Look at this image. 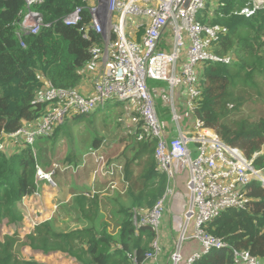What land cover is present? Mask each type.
Instances as JSON below:
<instances>
[{"label": "trees", "instance_id": "trees-1", "mask_svg": "<svg viewBox=\"0 0 264 264\" xmlns=\"http://www.w3.org/2000/svg\"><path fill=\"white\" fill-rule=\"evenodd\" d=\"M215 2L212 9L208 3L198 19L227 28L211 44L210 50L230 55L233 61L202 64L200 96L194 104L193 115L204 126L214 129L223 141L252 158L264 143V115L244 117L234 116V112L243 106L250 89L258 90V78L264 76V9L245 17L235 11L246 0ZM87 6V0H41L32 8L40 13L43 24L38 32L28 33L19 25L25 1L0 0V223L3 220L10 225L20 223L23 218L20 202L37 190L36 172L41 167L31 145L16 146L8 152L3 150V136L43 114L46 104L36 103L35 96L43 87L44 79L61 89H78L83 82L80 70L90 58L91 46L101 40L92 30L87 31L88 38L83 36L90 20ZM77 7L81 8L79 23L64 24L62 18ZM111 104L122 109L125 102ZM163 109L159 105L158 111L157 106L158 112ZM132 113L139 117L137 111ZM66 121L49 137L55 141L66 137ZM136 124L131 141L119 139L121 144L107 151L111 156L122 157L126 197L130 199L129 206L115 200V212L120 216L114 222L113 231H116H110L109 222L100 218L96 196L78 195L77 209L90 220L89 225L63 231L53 221L45 220L24 236L21 240L24 247L42 254L65 253L79 264H139L144 260L152 250L156 233L150 225L137 228L133 216L135 211L153 207L165 190L167 175L157 167L155 140L146 135L143 120L139 119ZM101 140L94 138L91 147H99ZM53 159L45 167L52 168ZM253 164L264 168V153L253 157ZM245 195L248 201L244 207H228L203 225L206 232L227 246L212 248L191 264H241L235 260L234 251H248L264 260V187L253 180L245 187ZM18 241L16 233L6 234L0 241V264H45L18 259L13 253Z\"/></svg>", "mask_w": 264, "mask_h": 264}, {"label": "built area", "instance_id": "built-area-1", "mask_svg": "<svg viewBox=\"0 0 264 264\" xmlns=\"http://www.w3.org/2000/svg\"><path fill=\"white\" fill-rule=\"evenodd\" d=\"M24 1L20 28L36 33L43 22L32 6L41 0ZM215 1L87 0L90 20L83 36L88 38L87 31L92 30L101 39L91 46L90 58L80 70L84 80H91V91L82 93L79 88H56L44 79L43 87L35 96L36 103L46 104L43 114L36 121L5 135L6 147L12 150L16 146L31 145L36 136H51L65 119L71 122L92 114L103 109L109 101L134 103L146 135L155 140L157 167L167 175L165 190L153 207L148 211H135L133 216L137 228L150 225L156 233L152 250L139 264L157 258L160 253L159 225L167 199L173 194L174 162L178 164L177 173L188 170L189 204L185 224L169 254L171 264H191L212 248L226 247L224 241L206 232L203 225L228 207H244L248 201L245 187L251 181L256 180L264 187V168H256L253 164V157L264 152L261 150L247 158L237 146L223 141L214 129L204 126L202 120L193 115L194 104L200 96L202 64L233 61L230 55L210 50L211 44L225 34L227 28L198 19L205 6ZM260 9H264V0H246L235 13L250 17ZM80 20V7L62 18L66 25H77ZM162 35L170 36L165 42L170 44V49L159 46ZM152 80L166 83L167 88L150 86ZM158 103L164 108L163 118L157 111ZM173 131L177 133L172 135ZM88 156L100 175L110 178L105 191H116L117 182L111 177L117 171L122 173L123 165L107 161L102 145L89 147L80 164L61 166L53 162L48 172L37 167L38 184L41 180L54 184L52 177L60 170L78 172L87 164ZM32 195L40 196L38 187ZM190 222H193V233L189 236ZM36 225H24L22 229L28 234ZM187 239L198 240L201 249L184 258L181 248ZM234 258L241 264H264V260L248 251H234Z\"/></svg>", "mask_w": 264, "mask_h": 264}, {"label": "crops", "instance_id": "crops-1", "mask_svg": "<svg viewBox=\"0 0 264 264\" xmlns=\"http://www.w3.org/2000/svg\"><path fill=\"white\" fill-rule=\"evenodd\" d=\"M138 34H140V32H138ZM150 86L167 88L166 83L156 80L150 81ZM91 88L92 82L88 78L83 80V82L79 86V91H81L82 93H88L91 91ZM158 104L160 105V103ZM160 106L162 108V105ZM116 109L117 111L120 110V108L117 106ZM159 114L163 116V111L161 112L160 110ZM176 133V131H173L171 134L175 135ZM5 139L7 140L6 136H3V141L1 143L2 146H6ZM85 142L87 145L85 144V147H83L84 151L86 146L90 147L92 141H90V145H88V141ZM68 153L62 154L63 161H61L60 158H54L53 162H57L61 166L76 165L82 162L83 155H80L78 149L75 148V143L72 150ZM104 155L105 158H112V161L123 165V161L120 159L122 157H116L115 155L111 156V154H109V152L107 153L105 150ZM177 166L178 164L176 165V167ZM181 172L177 173L174 181L171 183V186L173 187V194L172 196L170 195V197L167 199L166 208L163 211L162 220L166 222V225L163 227L161 226L158 232L159 243L161 245L160 253L158 254L157 258L148 260L144 264H171V261L169 260V254L174 247L175 238L181 231V222L185 220V211L188 207H182V202L186 201V196L187 201L189 200V192H187L186 180L184 182L179 177ZM54 176H56L57 178L56 180L52 178L54 182V184L52 185L46 180H41L39 182V197H34L32 194H30L21 200V210H25V212L22 211L23 219L21 222L22 226H20L21 228L24 227V225H27L26 227H28V225H31L32 223L38 224L45 220L53 221L55 226L63 231L89 225L90 220L86 217H83L80 211L77 209L75 198L78 195H84L87 198H93L94 196H96V203L98 206L97 211L101 219L106 218L107 212L111 214L110 209L117 207L115 200H117L120 204H122V200H124L129 203L128 206L130 205V199L126 197L127 189L123 172L121 173L117 171L115 173V176L111 177L117 182V190L113 193H111L110 191H105L110 178L100 175L99 170L93 163L92 158H87V164L78 172L60 170L57 171ZM106 181L107 183L104 184V182ZM124 204L125 203H123V205ZM27 218L29 220H27ZM72 218H75V220ZM106 221L109 222L108 229H110V226L111 229L114 228V226L116 227L114 223L115 220L113 221L106 219ZM194 244L195 243L192 242L187 247L184 246L183 248L182 246L181 253L184 258H188L193 253L200 251V242L198 241L197 244Z\"/></svg>", "mask_w": 264, "mask_h": 264}, {"label": "rangeland", "instance_id": "rangeland-1", "mask_svg": "<svg viewBox=\"0 0 264 264\" xmlns=\"http://www.w3.org/2000/svg\"><path fill=\"white\" fill-rule=\"evenodd\" d=\"M209 6L211 7V9L214 7L212 5ZM169 38L170 36L168 35H162L159 42V46L164 47L166 49H170L171 47L170 44H165V42L168 41ZM258 82H259L258 90L250 89L247 92L245 103L240 108V110L234 112V116L256 117L259 115H264V76H260L258 78ZM112 102L113 101L107 102L103 109H99L92 114L80 116L72 120L71 122H66L64 124L67 130L65 133L66 137H61L55 141L52 137L36 136L33 143L31 144V147L35 153V156H37V160L39 161L41 167L44 170H50L51 167L49 166L45 167V164H48L49 161L51 163V158H62L63 153L67 154L69 151L72 150L74 143H75V148L78 149L80 155H83V153L89 148L88 146H86L84 151L83 147H85L86 144L85 141H88V145H90V141H92L96 137L102 138L101 145L103 146L106 152L112 149V147L120 145L121 143L118 142L119 139L126 140L128 138L131 141V135L132 133L135 132L137 127L136 122H138L140 119V117L132 113V111H137L135 109V105L134 103L131 104L125 102L124 107L122 109L120 108V110L117 111L118 108L116 109L115 105L111 104ZM142 127L146 131L143 124ZM6 141L7 140L5 139V142ZM1 148L7 152L10 151L7 149L6 146H1ZM261 150L262 152H264V144L262 145ZM86 158H91V157L88 156ZM176 165H177L176 162H174V169L177 175ZM67 171H71V170H67ZM187 173H188L187 169H184L180 173L179 177L184 182L187 179ZM52 178L56 180L57 177L54 176ZM106 183L107 181L104 182V184ZM185 198L186 201L182 202V207L184 206L187 207L189 204V200L187 201V196ZM122 201L123 203H125L124 206H128L129 203L127 201L124 200ZM115 208L110 209L111 214L107 212V216L103 220L106 221V219H109L113 221L114 220L119 221L120 216L116 214ZM23 212H25V210ZM72 219L75 220V218ZM21 222L22 220L18 225L16 224L17 226L10 225L5 220H3L0 223V241L4 239V236L6 234L12 235L16 233L17 237L19 238V241L15 244L13 250L14 255L18 259L36 260L38 262H42L45 264H79L77 260H75L73 257L68 256L65 253L53 252L50 254H42L40 252L33 251V249H31L30 247H24L21 240H23L26 234L24 233L23 229L20 227L22 226ZM181 223L182 225L180 230L184 226L185 220H183V222ZM165 225L166 222L161 220V225H159V227L161 228V226L163 227ZM109 230L113 231L114 229L113 228L111 229L110 226ZM192 233H193V222L190 223V227L187 231V234L189 236L192 235ZM192 242L197 244L198 241L196 239H187L184 242H182L183 248L184 246L185 247L189 246Z\"/></svg>", "mask_w": 264, "mask_h": 264}, {"label": "bare ground", "instance_id": "bare-ground-1", "mask_svg": "<svg viewBox=\"0 0 264 264\" xmlns=\"http://www.w3.org/2000/svg\"><path fill=\"white\" fill-rule=\"evenodd\" d=\"M213 52V51H212Z\"/></svg>", "mask_w": 264, "mask_h": 264}]
</instances>
